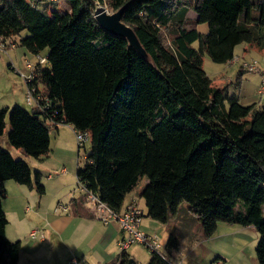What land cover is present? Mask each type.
Returning <instances> with one entry per match:
<instances>
[{
  "label": "trees",
  "instance_id": "1",
  "mask_svg": "<svg viewBox=\"0 0 264 264\" xmlns=\"http://www.w3.org/2000/svg\"><path fill=\"white\" fill-rule=\"evenodd\" d=\"M58 1L0 0V35L19 36L36 55L46 50L26 88H35L56 121L89 134L78 183L118 213L146 177L147 216L164 224L170 211L177 216L168 253L188 226L201 224L211 237L219 222L254 225L264 264V107L243 105L203 67L205 54L225 63L241 43L264 49V0H66L70 11ZM105 4L124 8L149 60L97 22L95 10ZM190 9L207 33L188 26ZM7 118L12 147L35 158L50 152L51 125L38 108L0 107V138ZM7 180L40 195L45 186L40 171L0 147V264H18L21 242L6 234ZM129 259L121 252L117 264ZM147 264L172 263L151 251Z\"/></svg>",
  "mask_w": 264,
  "mask_h": 264
},
{
  "label": "crops",
  "instance_id": "2",
  "mask_svg": "<svg viewBox=\"0 0 264 264\" xmlns=\"http://www.w3.org/2000/svg\"><path fill=\"white\" fill-rule=\"evenodd\" d=\"M197 16V13L192 9L187 13V19L193 18L195 20ZM24 35L25 33L23 32L22 36ZM13 39L18 43V46L7 53H0V58L2 55L11 58L9 56L10 52L18 51V49H22L24 54L30 52L20 44L21 38L19 36ZM234 53V57L231 60L221 63L223 64V68L217 73L219 74L217 77L212 78L209 76L219 86H228V93L236 94L243 105L256 104L257 106L264 107V93H259V88L264 80V70H262L257 61H260L259 58H261L263 62L264 49L258 48L254 44L241 43L235 47ZM246 62H256L261 73L249 71L244 65ZM262 67L264 68V66ZM65 125H59L58 127L51 125V128H55L59 134V129ZM66 126L72 128L70 125ZM49 178H52V175ZM147 182L148 180L144 181V187ZM6 185L7 181L5 182ZM65 185L66 183L64 184V182L63 185L57 184V189L54 191L52 199L50 197L46 198L48 190L45 185V193L42 195L37 194L35 192L36 189H30L25 185H22L23 188L17 189L19 192V196H17L19 203L17 206L9 205V210L14 212V209L17 211L18 208L23 206L26 213L31 214V217L24 221L18 220L20 223L19 233L24 231V234L20 235V239H18L21 242L18 264H68L74 257L80 260L79 264H117L122 252L119 243L126 236L122 225L115 219L109 222L101 220L94 203L88 198L85 190L82 189L78 194L68 192L64 190ZM144 187L137 190V185L133 191L128 193L123 209L118 213L123 212L132 201L136 202L144 213L139 224V229L159 242L160 253L166 255L172 264H186L187 257L194 258L196 261L206 259L210 262L219 257L225 262L226 259L223 256L229 258V262L226 264H230V257L222 251L220 243L225 240L232 245L235 243L238 245V241L242 240L244 235L254 234L255 231H257L258 235L260 234L254 225L242 226L219 222L215 234L207 237L201 224H197L194 228L188 226L187 232L189 233L181 237L178 249L168 253L166 243L169 238V227L177 224V216L170 211L169 221L166 224L147 216L145 199L146 209L143 210L136 198L138 196L142 197L141 194ZM8 195L7 191L5 198L9 197ZM5 198L2 199V203L8 218V212L5 209V205H8V198ZM24 201L25 204H23ZM59 203L65 204L67 210L61 209ZM196 227L200 228L198 233ZM35 229L39 230L38 235H42V237L38 236L35 239L30 237L31 231ZM162 232L164 239L160 241L158 235ZM259 238L260 236H258V240ZM163 242L168 254L162 251ZM132 245L141 244L134 243ZM184 245H186V249H183ZM131 246L125 252L129 256V260L133 259L135 261L131 254L128 253V249ZM185 253L187 257H185ZM135 263L138 264L136 261Z\"/></svg>",
  "mask_w": 264,
  "mask_h": 264
},
{
  "label": "rangeland",
  "instance_id": "3",
  "mask_svg": "<svg viewBox=\"0 0 264 264\" xmlns=\"http://www.w3.org/2000/svg\"><path fill=\"white\" fill-rule=\"evenodd\" d=\"M59 7H62L65 10L70 11V7L67 4L66 0H59L58 1ZM53 6L57 4L51 3ZM104 6L109 13H112L111 9L105 4L101 5ZM189 27H197L201 32L207 33L208 32V24L201 23L196 24L193 18L188 19ZM195 47H198V42L193 44ZM42 55L47 56L46 50L41 52ZM8 56L2 55L0 58V107H13L15 105H20L28 110L32 107L27 103V88L26 83L23 80L22 76L18 71L21 73H27L25 69V64L27 61L32 63H37V55L34 53H26L22 51V49H18V51L10 52ZM257 60L260 64L262 70L264 68V60L259 58ZM203 67L208 75L212 78L217 77L219 71L222 70L223 64L214 62L207 54L204 56ZM249 74V73H248ZM256 74V73H254ZM251 76V75H250ZM264 76V75H263ZM7 125L5 129L4 135L0 138V147L11 152L14 157H21L22 159L26 160L33 170H38L42 173V183L47 186V197L52 199L54 191L57 189V184H64L66 191L80 193L82 190L81 185L78 183V179L76 176L77 166L84 161V157L90 151V140L87 139L84 142L83 146H79L76 132L74 128L69 126H63L59 129V134L55 128H51V144H50V152L47 155H44L40 158H35L33 156L25 155L22 153L21 150L12 147L8 142V132L10 129L8 118L6 119ZM65 170V174H61V170ZM52 175V178L49 176ZM147 180L145 177L141 182L138 184L137 190H140L144 187V181ZM18 188H23L22 185L17 184L14 180H7L6 189L9 193V197L5 198L8 200V205H5V209L8 212V219L9 223L7 225L6 234L9 239L14 241L20 239V235L24 234V231L19 233L20 226L18 220H26L27 218L31 217V214L28 212L26 213L25 209L22 207L18 208L17 211L11 212L8 208L9 205H18L17 196H19V192L17 191ZM37 192V191H35ZM38 194V192H37ZM139 205L146 209L144 198L138 196L136 197ZM25 204V201L23 202ZM236 226V225H235ZM24 227V225H22ZM233 228V227H231ZM199 227H196V231L198 233ZM232 231V230H231ZM258 235L257 231L254 234L250 233L249 235H244V238L239 240V244H231L228 241L220 243V247L226 255L230 257V264H259L257 255H256V245L258 243ZM183 237V236H182ZM160 241H163L164 234L163 232L158 235ZM186 245L183 246V249ZM186 249V248H185ZM162 251L166 254L167 251L164 246H162ZM128 253L131 254L132 258L138 264H146L150 258L151 251L143 246V245H132L128 249ZM185 257L186 253H185ZM226 261L224 264L229 262V258L227 256H223ZM212 260V259H211ZM173 261V260H172ZM186 264H213L209 260H202L196 261L194 258H186Z\"/></svg>",
  "mask_w": 264,
  "mask_h": 264
},
{
  "label": "built area",
  "instance_id": "4",
  "mask_svg": "<svg viewBox=\"0 0 264 264\" xmlns=\"http://www.w3.org/2000/svg\"><path fill=\"white\" fill-rule=\"evenodd\" d=\"M17 46L18 43L13 38L8 39L0 35V53H7L9 50L15 49ZM37 58L38 63H40V65H43L45 64V62H47L46 56L37 55ZM244 65L249 71L261 73V70L256 62H246L244 63ZM35 67V63L27 61L25 64V68L28 69L29 72L21 73L20 71H18L26 83L30 82L34 78ZM259 93H264V80L259 88ZM26 98L28 104L38 108L41 113L45 114L47 122L50 125L55 127H58L59 125H65L63 120L56 121V113L49 112V104L47 102L41 101L40 96L36 94L35 88L27 87ZM76 136L79 143H84L87 139H89V134L87 132L77 133ZM60 173L65 174L66 171L63 169ZM81 187L87 193L88 198L94 203L97 214L101 220H103L104 222H109L110 220L115 219L118 220L122 225V228L126 232V236L119 243L120 250L122 252L127 250V248L132 244L138 243L149 248L151 251L160 253L159 242L154 237L149 236L148 234L142 232L139 229V224L144 216V213L136 202L132 201L127 205L123 212L117 213L113 209H111L106 203L100 200L92 191H87L82 185ZM59 207L63 210H67V206L65 204L59 203ZM38 233L39 230L35 229L31 231L30 237L33 239L38 238V236L42 237V235H38ZM79 263L80 260L76 257L72 258L68 262V264ZM213 264H224V262L220 259L213 261Z\"/></svg>",
  "mask_w": 264,
  "mask_h": 264
},
{
  "label": "water",
  "instance_id": "5",
  "mask_svg": "<svg viewBox=\"0 0 264 264\" xmlns=\"http://www.w3.org/2000/svg\"><path fill=\"white\" fill-rule=\"evenodd\" d=\"M124 8H120L109 13L104 6L98 5L94 17L97 22L110 34L124 37L128 40L129 45L135 48L145 59L149 60V56L141 44L135 30L123 21ZM128 264H136L133 259Z\"/></svg>",
  "mask_w": 264,
  "mask_h": 264
}]
</instances>
